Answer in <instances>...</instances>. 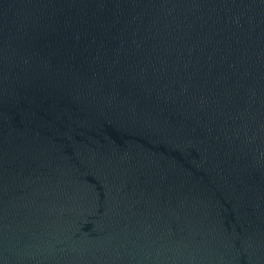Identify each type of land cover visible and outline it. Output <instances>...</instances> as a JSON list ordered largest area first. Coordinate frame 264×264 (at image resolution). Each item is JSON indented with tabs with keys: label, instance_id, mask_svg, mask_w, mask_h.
<instances>
[{
	"label": "water",
	"instance_id": "water-1",
	"mask_svg": "<svg viewBox=\"0 0 264 264\" xmlns=\"http://www.w3.org/2000/svg\"><path fill=\"white\" fill-rule=\"evenodd\" d=\"M0 264H264V0H0Z\"/></svg>",
	"mask_w": 264,
	"mask_h": 264
}]
</instances>
